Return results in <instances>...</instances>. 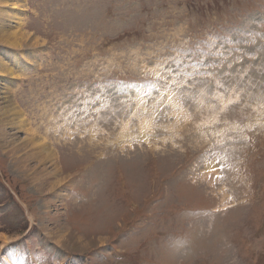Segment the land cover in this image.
Instances as JSON below:
<instances>
[{
  "label": "rangeland",
  "instance_id": "1",
  "mask_svg": "<svg viewBox=\"0 0 264 264\" xmlns=\"http://www.w3.org/2000/svg\"><path fill=\"white\" fill-rule=\"evenodd\" d=\"M1 27V261L264 264V0H0ZM17 110L57 161L15 157Z\"/></svg>",
  "mask_w": 264,
  "mask_h": 264
},
{
  "label": "bare ground",
  "instance_id": "2",
  "mask_svg": "<svg viewBox=\"0 0 264 264\" xmlns=\"http://www.w3.org/2000/svg\"><path fill=\"white\" fill-rule=\"evenodd\" d=\"M9 6V5H8ZM10 17V16H9ZM20 23V22H19ZM3 27H1L0 28V30H3L2 29ZM13 34V33H12ZM15 34L17 35V34H19L18 32H15ZM21 35V34H20ZM8 36H10V35H8ZM24 38V37H23ZM13 40V39H12ZM21 41V40H20ZM2 69H5V71L7 70V66L5 65V63H3L2 62V60L0 61V70H2ZM3 74H1L0 76H2ZM5 75V74H4ZM13 105V104H12ZM15 107V106H14ZM17 109V108H16ZM1 111V110H0ZM155 112H156V110H155ZM8 113V112H7ZM23 115V113H22V111L21 110H17V111H15V113H14V115H15V117L17 116V120H19L18 122H20V124H19V128H20V130H22V129H25L24 127L27 125V124H25L26 122H25V118L24 117H22V115ZM8 116H9V114H8ZM41 116V115H40ZM137 117H138V115H137ZM16 120V119H15ZM134 120V119H133ZM16 122V121H15ZM131 124V123H130ZM3 126V125H2ZM4 127V126H3ZM145 127V126H144ZM1 128V127H0ZM6 128V127H5ZM131 128V127H130ZM1 130V129H0ZM26 130V132H29V134L33 137L31 140H30V147H32V148H30L29 149V151H28V153H24L23 151H22V153L20 154V152H21V150H19V149H21V147H16V149H17V151L15 152V153H17L18 155H15V157L18 159H20V160H22L23 158V160H27V159H35V160H37L38 158H41V157H46V156H43V152L44 151H46L47 150V148H45V146H44V144H45V142H46V140H42L41 142L39 141V142H37V140H36V138H38L39 139V136H37L33 131H31V129L30 128H28V129H25ZM138 130V129H137ZM9 133V132H8ZM100 133V132H99ZM3 134V133H2ZM7 134V133H6ZM56 135V134H55ZM111 135V134H110ZM9 137V136H8ZM3 138V137H2ZM4 139V138H3ZM8 139V138H7ZM58 140V139H57ZM4 141V140H3ZM5 142V141H4ZM7 143V142H6ZM47 143V142H46ZM21 144V143H20ZM7 145V144H6ZM10 145V144H9ZM19 145V144H18ZM29 146V145H28ZM13 147H15V146H13ZM24 148H25V145L23 146ZM27 147V146H26ZM26 149V148H25ZM32 149V150H31ZM14 151V150H13ZM30 151H33V152H31L30 153ZM14 153V152H13ZM52 153H50V155H47V157L45 158V159H41V164H42V161H45V160H47L48 161V159H52V160H55V161H57V158H56V156L53 154V155H51ZM13 155V154H12ZM15 157H14V159H15ZM49 157H51V158H49ZM55 158V159H54ZM20 160H15L14 162H16L17 163V161H20ZM51 160V161H52ZM31 161V160H30ZM13 162V163H14ZM19 164V163H18ZM24 164H26V162L24 163ZM44 164H45V162H44ZM22 169V168H21ZM25 169V168H24ZM43 169V168H42ZM22 171V170H21ZM58 171V170H57ZM204 173V172H203ZM207 174V173H206ZM214 174H216L215 172L213 173V175L211 174L210 176H212V178L211 179H215V177H216V175H214ZM206 180L207 179H209V176H206V177H204ZM217 178V177H216ZM214 179L213 180H210V181H214ZM211 185V184H210ZM225 191V190H224ZM221 197H222V201H225V199H228V198H226V193H224V195H221ZM225 202H227V201H225ZM2 264V263H1Z\"/></svg>",
  "mask_w": 264,
  "mask_h": 264
}]
</instances>
